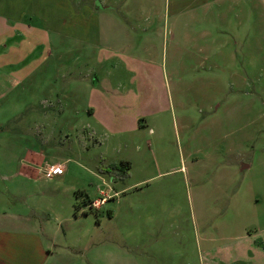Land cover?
I'll use <instances>...</instances> for the list:
<instances>
[{"label": "rangeland", "instance_id": "obj_1", "mask_svg": "<svg viewBox=\"0 0 264 264\" xmlns=\"http://www.w3.org/2000/svg\"><path fill=\"white\" fill-rule=\"evenodd\" d=\"M67 11L55 8L54 19H74L76 11ZM247 19L253 77L240 103L228 90L229 80L243 79L233 75L243 63L232 58L235 32L217 30L213 51L194 43L188 28L178 43L168 36L143 55L136 48L145 60L140 69L137 63L133 71L115 70L111 79L123 100L116 126L122 131L136 122L129 133L98 142L86 136L90 124L76 111L83 88L66 100L59 96L60 103L55 96L64 88L58 59L81 55L79 46L47 37L50 51L34 46L41 36L8 37L0 57L11 65L4 71L16 75L0 78V229L39 233L38 242L1 240L18 254L8 256L17 264H220L225 244L228 260L264 264L258 251L264 249V201L252 199L264 194V4ZM41 56L50 60L38 64ZM79 63L71 62L75 75L83 73ZM124 85L130 91L122 92ZM28 151L40 164L25 161ZM252 161V179L243 180L236 170ZM57 163L66 171L48 175ZM99 194L109 197L106 203L86 206L88 196ZM249 234L256 251L240 239ZM213 247L220 255L208 257Z\"/></svg>", "mask_w": 264, "mask_h": 264}, {"label": "crops", "instance_id": "obj_2", "mask_svg": "<svg viewBox=\"0 0 264 264\" xmlns=\"http://www.w3.org/2000/svg\"><path fill=\"white\" fill-rule=\"evenodd\" d=\"M263 4V0H0V48L6 47L5 43L8 37L17 38L25 36L24 34L30 35L33 40L41 36L43 38L41 42L34 45L38 47L47 48L51 45V39L47 37L57 39L60 45H63V43L77 44L82 51L81 55L68 56L67 60L58 59L59 81L63 83L64 88L61 90L62 93L57 90L55 96L57 102L60 103L61 98L66 100L69 96L70 98L77 96L75 93L83 88V105L76 111L83 116L86 125L90 124L87 127L86 136L92 139L96 137L94 140L98 142L105 135L117 137L120 133H129V129H133L132 127L136 122L135 119H132L130 124L124 125L122 131L116 126V124H120V121L116 118L118 104H123V100L119 99L117 85L111 79L115 74V70L122 65L127 71H133L137 63L140 69L145 66V60L142 56H136V48H138V54L143 55L153 42L165 41L164 44H166L168 36H170L172 42L178 43V41L184 39V30L188 28H191V32H193L191 36L192 39L194 38V43L200 42L210 50L212 48L213 51L217 40L214 34L217 30L235 32V36H230V46L235 48L232 58L236 61V57L239 56L243 63H241L242 66L239 70L233 67L235 72L233 75L243 79L241 83L235 85L230 83L229 80L228 90L231 95L236 94L235 101L240 103L238 99L242 100L248 95V92H243L242 88L245 87L247 80L253 77V75L248 74L249 66L246 64L250 62L246 56L249 41L247 39V17L253 12L257 14L258 9H263ZM62 7H67L68 14H73L72 10H75L76 13L73 14L75 18L69 20L68 16L65 15L55 20L54 9ZM212 16L217 23L213 22ZM242 16H245L246 19H243ZM189 22L191 25H189ZM204 23L207 27L201 29ZM59 26H63V31L56 30V27ZM199 29L200 31H206L197 36L196 32ZM221 44L226 46L224 42ZM47 49L52 51L49 47ZM73 59L75 63L80 62L79 64L83 65V73L75 75L76 72L71 71ZM49 60L50 57L41 56L37 62L38 64L46 63ZM202 61L204 62L205 58ZM1 63L5 64L4 68H2ZM62 63L66 65L64 66ZM10 67L7 58L0 57V78L7 80L15 77L16 74L13 75V69L11 72L4 71V69ZM236 72L239 73L236 74ZM121 91L127 92L130 90L124 85L121 87ZM216 108H219V105ZM238 109H240V105ZM110 124H115L113 127L117 128L107 129ZM247 151H244L243 154ZM28 152L30 158L27 159L25 156V161L34 166L40 164L33 160V152ZM232 155L239 156L240 153ZM52 165L60 166L58 163ZM252 168L253 161L242 164L240 170H236V172L237 174L243 173V180L250 177L248 181H251L250 171H252ZM64 170L66 171V168L62 167L59 176L63 174ZM31 171L34 172V170ZM117 194V192H114L113 196ZM105 196L104 194L98 198L88 196L85 204L91 206V204L100 201L104 204L109 198L108 196L105 198ZM111 199L113 200V198ZM252 199L253 203L258 202V200L264 201V194L260 193ZM75 218H78V216ZM252 238V234L240 237L244 245L249 246L251 243V246L254 247L253 251H256L255 242L254 239L252 242ZM11 239H26L27 241L36 239L38 242L39 233L35 228H31L29 233L0 229V264H17L15 262L16 258L12 259L8 256L10 252H7L1 242V240ZM226 239L225 236L224 240L226 241ZM262 239L261 242L264 243V238ZM232 240L235 239L229 237L230 243H233ZM223 250L225 253L220 255L218 252H221V249L217 250V247H213L209 249L208 257L213 256V253H218L221 258L220 264L240 263L238 258L233 261L230 258L227 259L229 255L225 244ZM263 250L258 249L262 258H264ZM41 253L44 254L41 251L38 257L44 256L45 258L46 255ZM11 254L18 255L14 252ZM215 263V261H210V264ZM33 264L40 263L37 259L33 260Z\"/></svg>", "mask_w": 264, "mask_h": 264}, {"label": "built area", "instance_id": "obj_3", "mask_svg": "<svg viewBox=\"0 0 264 264\" xmlns=\"http://www.w3.org/2000/svg\"><path fill=\"white\" fill-rule=\"evenodd\" d=\"M62 172V167L61 166H56V165H50L47 168V174L48 175H59ZM98 205V202L93 204V206Z\"/></svg>", "mask_w": 264, "mask_h": 264}, {"label": "trees", "instance_id": "obj_4", "mask_svg": "<svg viewBox=\"0 0 264 264\" xmlns=\"http://www.w3.org/2000/svg\"><path fill=\"white\" fill-rule=\"evenodd\" d=\"M74 217H76V215H74Z\"/></svg>", "mask_w": 264, "mask_h": 264}]
</instances>
